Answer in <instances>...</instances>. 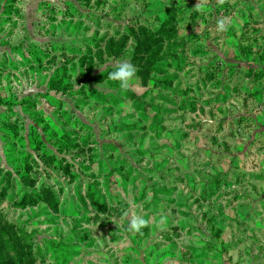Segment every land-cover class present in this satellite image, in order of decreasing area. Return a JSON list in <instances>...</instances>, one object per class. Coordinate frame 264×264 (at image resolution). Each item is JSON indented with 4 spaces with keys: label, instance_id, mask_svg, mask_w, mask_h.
I'll list each match as a JSON object with an SVG mask.
<instances>
[{
    "label": "rangeland",
    "instance_id": "374dc122",
    "mask_svg": "<svg viewBox=\"0 0 264 264\" xmlns=\"http://www.w3.org/2000/svg\"><path fill=\"white\" fill-rule=\"evenodd\" d=\"M0 264H264V0H0Z\"/></svg>",
    "mask_w": 264,
    "mask_h": 264
},
{
    "label": "clouds",
    "instance_id": "9594fccd",
    "mask_svg": "<svg viewBox=\"0 0 264 264\" xmlns=\"http://www.w3.org/2000/svg\"><path fill=\"white\" fill-rule=\"evenodd\" d=\"M218 27L223 29L224 21L217 22ZM136 67L128 62H117L115 70L109 72L108 79L119 82L122 88H126L130 80L136 76ZM147 224V221L141 217L134 216L131 218L128 228L131 231L140 232Z\"/></svg>",
    "mask_w": 264,
    "mask_h": 264
}]
</instances>
